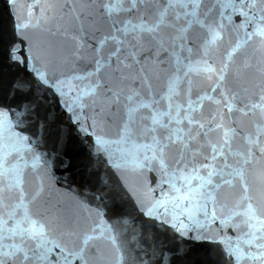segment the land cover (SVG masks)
Masks as SVG:
<instances>
[{"label": "snow or ice", "instance_id": "snow-or-ice-1", "mask_svg": "<svg viewBox=\"0 0 264 264\" xmlns=\"http://www.w3.org/2000/svg\"><path fill=\"white\" fill-rule=\"evenodd\" d=\"M6 5L0 264H126L129 229L132 264H178L165 243L185 238L264 264V0ZM73 134L88 151L69 216L45 199V149Z\"/></svg>", "mask_w": 264, "mask_h": 264}, {"label": "water", "instance_id": "water-1", "mask_svg": "<svg viewBox=\"0 0 264 264\" xmlns=\"http://www.w3.org/2000/svg\"><path fill=\"white\" fill-rule=\"evenodd\" d=\"M20 2L24 3L25 0H20ZM27 2H30V0H27ZM9 11L6 0H0V30H3L5 33L11 30L14 23ZM234 19L239 23V17H235ZM4 71L7 72L9 70L5 68ZM52 148L53 145L49 143L48 148L45 150L48 151L49 158L52 160V171L56 178V183L53 190L45 192V199L51 205L55 206L54 210L61 211L69 216H74L77 209L69 197L77 184L82 182L81 177L85 171L82 156L88 149L86 145L80 142V138L76 137L75 134H73V139L68 142L66 148L63 150V152H66V155L62 152L60 155L52 158ZM68 160H71L73 167L65 171L64 165ZM61 161L64 163H61ZM125 242L126 264H132L134 257L142 255L140 251L142 241L134 239L129 229L125 235ZM172 248L180 249V260L178 264H224V258L220 255L221 246L213 241L185 238L181 243L179 240L172 241L169 239L165 243V249ZM169 261H173L175 264V256L172 253H168L166 257L162 258L161 264H169Z\"/></svg>", "mask_w": 264, "mask_h": 264}]
</instances>
